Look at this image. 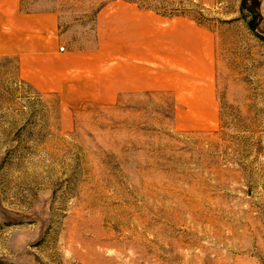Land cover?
Returning a JSON list of instances; mask_svg holds the SVG:
<instances>
[{
  "label": "rangeland",
  "instance_id": "obj_1",
  "mask_svg": "<svg viewBox=\"0 0 264 264\" xmlns=\"http://www.w3.org/2000/svg\"><path fill=\"white\" fill-rule=\"evenodd\" d=\"M121 2L206 31L214 95L191 73L72 105L0 54V264H264V0H23L62 53Z\"/></svg>",
  "mask_w": 264,
  "mask_h": 264
},
{
  "label": "crops",
  "instance_id": "obj_2",
  "mask_svg": "<svg viewBox=\"0 0 264 264\" xmlns=\"http://www.w3.org/2000/svg\"><path fill=\"white\" fill-rule=\"evenodd\" d=\"M60 27L59 12L51 6L24 10L23 0H0V54H19L24 73L34 75L30 80L44 91H58L67 104L179 88L174 83L190 88L191 73L196 80L206 77L203 86L214 95L207 75L210 42L205 46L206 31L189 18L139 12L121 2L100 14L94 46L63 53Z\"/></svg>",
  "mask_w": 264,
  "mask_h": 264
},
{
  "label": "built area",
  "instance_id": "obj_3",
  "mask_svg": "<svg viewBox=\"0 0 264 264\" xmlns=\"http://www.w3.org/2000/svg\"><path fill=\"white\" fill-rule=\"evenodd\" d=\"M61 49L63 50V47Z\"/></svg>",
  "mask_w": 264,
  "mask_h": 264
}]
</instances>
